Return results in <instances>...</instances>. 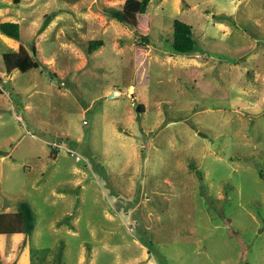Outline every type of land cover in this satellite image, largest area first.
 <instances>
[{
	"label": "rangeland",
	"instance_id": "rangeland-1",
	"mask_svg": "<svg viewBox=\"0 0 264 264\" xmlns=\"http://www.w3.org/2000/svg\"><path fill=\"white\" fill-rule=\"evenodd\" d=\"M12 1L39 67L0 41V213L37 222L0 264H264V0H152L149 52L105 13L125 0Z\"/></svg>",
	"mask_w": 264,
	"mask_h": 264
},
{
	"label": "trees",
	"instance_id": "trees-1",
	"mask_svg": "<svg viewBox=\"0 0 264 264\" xmlns=\"http://www.w3.org/2000/svg\"><path fill=\"white\" fill-rule=\"evenodd\" d=\"M15 1L20 2V0ZM151 2L152 0H125V2L119 6L109 5L104 9L109 17L117 19L135 32V48L144 50L145 52L150 51V21H147V27H145L142 25L140 19L145 17L144 15L147 13ZM0 30L8 36L22 40L21 26L18 22H0ZM104 44L105 42L102 38H93L88 42L87 51L92 53ZM172 46L173 52L176 53H190L195 49V34L191 24L181 19H175L173 24ZM27 49L25 44H22L18 51L4 53V60L8 71H13L15 69L26 71L31 68L39 67V62L36 60L38 54L36 45H33L31 48L32 53ZM140 110H143L142 106H140ZM36 222L37 219L31 206L27 202H20L18 204V210L0 213V235L24 233L25 237L30 240ZM230 232L234 235L232 227H230ZM64 259L61 248L57 254L59 264H64Z\"/></svg>",
	"mask_w": 264,
	"mask_h": 264
},
{
	"label": "crops",
	"instance_id": "crops-1",
	"mask_svg": "<svg viewBox=\"0 0 264 264\" xmlns=\"http://www.w3.org/2000/svg\"><path fill=\"white\" fill-rule=\"evenodd\" d=\"M1 2L6 3L8 5H10L12 3L15 4V2H13V1L11 2V0H1ZM22 2H23V0H20V2H17V4H21ZM15 11H16V9H13L9 6L6 7L4 5H0V22L13 21V22L20 23V26H21V22H22L21 20H23V19L17 18L15 15L11 14V12H15ZM0 41L2 42L3 46L6 47V49H7V51H5V52H8L9 50L11 52L18 51L20 49L21 45L24 44L21 39H17V38L8 36V35L2 33L1 30H0ZM0 89L2 91L1 87H0ZM12 235L15 237L16 243L21 242L25 238L24 233H15Z\"/></svg>",
	"mask_w": 264,
	"mask_h": 264
},
{
	"label": "built area",
	"instance_id": "built-area-1",
	"mask_svg": "<svg viewBox=\"0 0 264 264\" xmlns=\"http://www.w3.org/2000/svg\"><path fill=\"white\" fill-rule=\"evenodd\" d=\"M51 144H52L54 147L59 148V149L65 147L64 144L61 143V142H59V141H53ZM67 149H68V151H70V152H72V153H75L76 159H77L78 161L82 160V156H81L80 154H78L77 152H75V151H74L73 149H71V148H67Z\"/></svg>",
	"mask_w": 264,
	"mask_h": 264
},
{
	"label": "water",
	"instance_id": "water-1",
	"mask_svg": "<svg viewBox=\"0 0 264 264\" xmlns=\"http://www.w3.org/2000/svg\"><path fill=\"white\" fill-rule=\"evenodd\" d=\"M49 21H50V17L47 18L42 28H45L48 25Z\"/></svg>",
	"mask_w": 264,
	"mask_h": 264
}]
</instances>
